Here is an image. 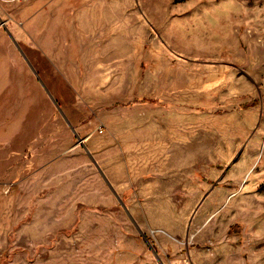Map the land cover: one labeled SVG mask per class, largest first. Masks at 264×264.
<instances>
[{"label":"rangeland","instance_id":"obj_1","mask_svg":"<svg viewBox=\"0 0 264 264\" xmlns=\"http://www.w3.org/2000/svg\"><path fill=\"white\" fill-rule=\"evenodd\" d=\"M88 1L149 25L138 118L152 77L155 156L186 153L187 189L121 192L62 156L77 130L26 41L86 0H0V264H264V0Z\"/></svg>","mask_w":264,"mask_h":264},{"label":"crops","instance_id":"obj_2","mask_svg":"<svg viewBox=\"0 0 264 264\" xmlns=\"http://www.w3.org/2000/svg\"><path fill=\"white\" fill-rule=\"evenodd\" d=\"M90 3L86 0V6L56 9L51 14L55 15L51 30H45L34 46L26 41L30 47L28 60L41 72L40 77L66 120L77 130L80 144L68 136L62 156L76 153L88 174L93 156L104 171L113 175L112 186L121 192L186 190V153L173 150L161 159L155 156V147L162 150L164 142L154 130L155 90L154 83L149 82L152 77L145 80L149 100L146 112L147 117L152 113V118H138L144 105H139L137 96L144 94V86L138 87L137 63L153 55V51L149 52L148 40L138 39L137 33L142 31L148 36L145 32L149 25L134 23L136 16L126 18L124 23L122 7L110 5L102 9ZM167 98L163 106H170ZM178 106H186V102L179 101ZM195 127H199L201 135V122ZM184 137L185 142L186 135L175 137L179 146ZM66 168L67 174L73 173L69 165Z\"/></svg>","mask_w":264,"mask_h":264},{"label":"built area","instance_id":"obj_3","mask_svg":"<svg viewBox=\"0 0 264 264\" xmlns=\"http://www.w3.org/2000/svg\"><path fill=\"white\" fill-rule=\"evenodd\" d=\"M102 131H103V129L100 130V132H102Z\"/></svg>","mask_w":264,"mask_h":264},{"label":"water","instance_id":"obj_4","mask_svg":"<svg viewBox=\"0 0 264 264\" xmlns=\"http://www.w3.org/2000/svg\"><path fill=\"white\" fill-rule=\"evenodd\" d=\"M56 103V102H55ZM57 104V103H56ZM79 138V137H78ZM149 242V241H148Z\"/></svg>","mask_w":264,"mask_h":264}]
</instances>
